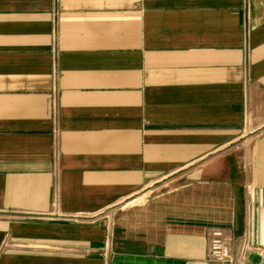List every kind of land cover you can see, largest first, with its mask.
<instances>
[{
  "label": "crops",
  "instance_id": "1",
  "mask_svg": "<svg viewBox=\"0 0 264 264\" xmlns=\"http://www.w3.org/2000/svg\"><path fill=\"white\" fill-rule=\"evenodd\" d=\"M214 229L264 264V0H0V264H218Z\"/></svg>",
  "mask_w": 264,
  "mask_h": 264
},
{
  "label": "built area",
  "instance_id": "2",
  "mask_svg": "<svg viewBox=\"0 0 264 264\" xmlns=\"http://www.w3.org/2000/svg\"><path fill=\"white\" fill-rule=\"evenodd\" d=\"M153 197L148 191L143 196L132 199L131 204L142 205ZM228 237L221 229H214L211 232L209 260L218 264H234L231 248L228 245Z\"/></svg>",
  "mask_w": 264,
  "mask_h": 264
}]
</instances>
